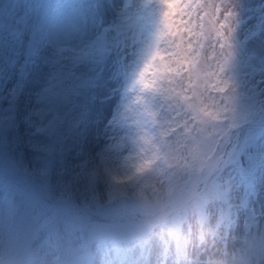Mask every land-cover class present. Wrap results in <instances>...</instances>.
<instances>
[{
	"label": "clouds",
	"instance_id": "9594fccd",
	"mask_svg": "<svg viewBox=\"0 0 264 264\" xmlns=\"http://www.w3.org/2000/svg\"><path fill=\"white\" fill-rule=\"evenodd\" d=\"M132 7L139 9L141 0ZM150 9L145 36L155 33L158 40L126 44L112 110L104 120L89 121L79 178L82 203L97 210L118 206V230L167 233L179 250L175 264H264V220L236 229L200 222L213 163L258 122L264 124V75L258 82L246 79L240 64L250 52V14L258 10L264 20V0L255 8L248 0H153ZM252 54L264 64V47ZM64 87L47 79L24 94L25 108L35 97L66 110ZM143 101L153 114L143 115ZM129 154L132 163L121 169ZM101 157L132 178L115 198L104 180H97L95 195L88 188L89 169L104 176ZM143 161L148 164L141 171ZM0 264L102 262L84 246L39 239L12 203L0 199ZM118 264L144 261L134 256Z\"/></svg>",
	"mask_w": 264,
	"mask_h": 264
},
{
	"label": "rangeland",
	"instance_id": "374dc122",
	"mask_svg": "<svg viewBox=\"0 0 264 264\" xmlns=\"http://www.w3.org/2000/svg\"><path fill=\"white\" fill-rule=\"evenodd\" d=\"M47 1L0 0V170L9 172L8 179L4 178L6 172H0V199L12 203L39 239L84 246L102 264L108 261L118 264V256L112 251V242L118 236H125L130 257L139 256L144 264H175L179 250L173 247L167 233L152 228L135 235L118 230L115 226L118 206L97 210L85 207L81 199L83 192L79 178L85 140L90 135L89 121L106 119L113 106L112 91L107 89L99 95L91 77H99L106 70L115 51L117 61L111 68L113 84L110 88L116 91L123 49L129 43L123 38L125 28L118 30L116 26L119 38L110 46L101 45L106 53L96 54L93 62H86L85 58L89 56L86 31L91 23L94 32L108 27L107 8H115L118 17L127 22L122 0H49L52 7ZM144 1L141 0V5ZM132 2L130 11L137 9L132 7ZM260 2L248 0L253 8ZM79 7L86 8L82 15L77 14ZM46 16L50 19L49 26H43ZM251 17L255 19L248 33L250 52L240 61L241 74L258 82L264 75V64L252 53L264 47V20L260 19L258 10L253 11ZM73 18L74 29L69 32L67 29L71 27V20L74 24ZM51 21L59 28L66 21L54 38ZM130 33L131 28H128L127 35ZM177 48H181L180 41ZM37 67L39 69L34 73ZM87 72L92 85L84 83ZM50 78L71 87L69 93L66 87L65 91L62 89L68 108L54 109L33 97L32 106L26 109L24 94L40 88ZM100 83L106 84L105 80ZM39 94L44 95L43 92ZM62 111L67 117L66 122L54 133L50 131L52 114L55 113L62 122ZM143 112L144 116L153 114L148 102L144 104ZM52 135L56 139L55 152L49 149ZM40 139H43L42 145ZM124 167L120 165L121 169ZM138 168L142 171L143 165ZM212 170L215 175L202 205V224L209 228L236 229L264 220V124L258 122L240 136L213 163ZM103 171L104 176H100L95 168L86 173L87 185L93 195L97 180H104L108 195L115 198L132 179L118 174L117 168L108 164L104 165Z\"/></svg>",
	"mask_w": 264,
	"mask_h": 264
},
{
	"label": "bare ground",
	"instance_id": "6f19581e",
	"mask_svg": "<svg viewBox=\"0 0 264 264\" xmlns=\"http://www.w3.org/2000/svg\"><path fill=\"white\" fill-rule=\"evenodd\" d=\"M132 1L133 0H122V2H121V4H122L121 7L125 11V15H126L125 18L127 19V22L126 21H122L120 19V17H118L119 15H117V10L115 8H112V9L107 8V16L106 17L109 20L108 27L100 28V30L98 29L96 32H94V30L92 29V28H94L93 24L92 23L90 24V26L87 28V31H86V36L88 37V43L86 44V48H88V54H89L90 57L88 55L86 56V58H85L86 62L87 61L93 62L94 59H96V57H97L96 54L98 56H100L101 54L106 53V51L101 49V47H100L101 45L110 46V45L113 44V42L116 40L117 37L119 38L120 34L116 33V30H117L116 26H118V30L125 28L124 29V35H123L124 37L123 38H125L127 40V42L128 41L129 42H135L136 40L140 39L139 36H140V33L142 31H141V28H140V24H139V22L136 19L138 10L135 9L134 11H130L131 10V2ZM76 9H77V14H79V15H82L86 11V8L84 9L82 7H79V8H76ZM134 14H135V16H134ZM80 20L81 19L79 18L78 21L80 22ZM65 23H66V21H65ZM65 23H64V25H65ZM73 23L74 24L72 25V20H71V23H70L71 27L69 25L70 28L67 29L69 32H73L72 29H74L73 27L75 25V19H74ZM132 26L135 27V30H134V28ZM61 28H59V26L56 25L53 22V32H52V37L53 38H54L55 35H59V32H60ZM128 28H131L130 35L129 34L127 35V29ZM116 61H117V56L115 54V51H113L111 60L107 62L109 66L106 68V70L104 72L100 73L99 77H97V76H92L91 77L92 79H94L93 85L96 87V89L97 88L99 89V91H98L99 95H102L108 89V90H110L109 92L112 91L111 97L114 98V96L116 94V91L111 90V88H110V85L113 84V76L112 77H110V76L113 74V70L111 69L112 65L114 63H116ZM38 69L39 68L37 67L35 69L34 73ZM84 78L87 81V82H84L85 84L90 83L89 82L90 80H89L88 72L85 74ZM104 80H105L106 84L102 85L100 82L103 83ZM105 86H106V88H105ZM65 87H66L67 93H69L72 90L70 86H66L65 85ZM65 87H64V91H65ZM112 101H113V99H112ZM61 117L63 118V120H62V122H60L59 127L61 126V123L63 124L64 122H66V119H67V117H65L64 111L61 112ZM42 126H43V128H45V124H43ZM40 140H41L40 143L42 145V140L43 139H40ZM40 151L42 152L41 148H40ZM131 155L132 154H129L126 162L122 161L121 164L123 166H127L128 164L132 163ZM106 160H107L106 157H101V163L103 165L107 164V163H105ZM147 164H148L147 161L141 162V165H143V167H146ZM141 165H138V167L141 166ZM254 177H256V175H254ZM109 252H111V249L109 250ZM124 253H125V251H124Z\"/></svg>",
	"mask_w": 264,
	"mask_h": 264
}]
</instances>
